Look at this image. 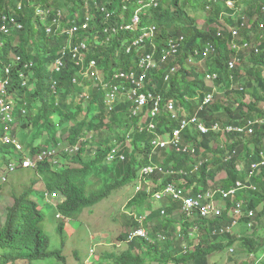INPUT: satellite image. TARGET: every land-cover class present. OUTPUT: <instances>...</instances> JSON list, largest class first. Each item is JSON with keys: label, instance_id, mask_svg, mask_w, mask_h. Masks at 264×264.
I'll list each match as a JSON object with an SVG mask.
<instances>
[{"label": "trees", "instance_id": "1", "mask_svg": "<svg viewBox=\"0 0 264 264\" xmlns=\"http://www.w3.org/2000/svg\"><path fill=\"white\" fill-rule=\"evenodd\" d=\"M151 1L38 0L43 8H56L43 20L41 16L35 17L34 7L27 6L29 0H23V8L15 7L13 12H10L13 0H0V79H9L6 97L14 99L13 121L5 122L0 117V175L6 177V171L28 168L22 164L26 154L36 159L45 151L57 150L63 152L61 155L68 161V164L61 161L59 168L56 154L37 161L34 169L40 175V186L37 187L38 181H35L23 194L15 195L14 204L6 208V218L0 222V264H34L50 258L66 261L61 250L50 249V238L42 227L45 213L39 201L45 198L46 192L58 194L56 203L47 207L55 209V216L61 220L59 230L63 231L68 219L79 218L85 209L96 206L114 189L127 184L137 188L140 183L129 207L138 206L137 216L145 215L148 207L147 218L140 222L133 213H119V218L123 216L125 226L144 227L147 238L135 237L128 242L127 231L121 232L117 241L128 247L120 253H106L101 259L112 264H209L212 254L226 252L231 246L235 248L233 254L245 252L248 257L264 249V233H260L264 230V166L249 178L254 188L239 191L237 196L244 201L246 214L255 210V220L263 219L251 234L221 233V229L232 225L231 211L236 203L230 199L227 209L217 217L196 215L192 219L182 214V229L178 234L182 236L181 241L175 234L177 222L172 219L180 204L166 198L163 206L151 208L153 192L168 183L179 184L191 195L208 192L211 187L229 189L237 182L245 183L252 164L262 159L264 124L256 125L252 134L236 131L202 134L190 125L181 132L180 149L176 146L154 148L152 141L158 135L172 138L180 127L179 120L173 119L165 108L156 120V128L150 130L142 123L146 114L132 115L133 104L127 98L119 99L110 110L102 83L84 77L81 66L69 51L60 71L49 68L62 57L65 48L81 40L88 43L86 63L95 59L106 80L110 78L107 75L118 70L138 71L141 55L154 53L158 66L148 73L146 87L161 94L165 101L171 99L175 106H182L188 115L197 114L208 126L219 123L223 127L243 125L250 118L264 117L261 106L264 104V36L259 40V53L252 52L246 61L247 54L240 53L242 62L231 70L229 60L237 53L230 44L232 34L226 26L217 25L220 18L224 19L232 27L243 28L244 36L239 42L251 39L246 32H258L259 24L264 22V0H236L233 9L227 5V0H159L157 5ZM198 1L202 2L201 8L211 9L202 25L187 9ZM61 6H64L62 10ZM138 7L141 8V24L133 30L122 29ZM3 13L12 14L9 18L14 17L23 28H12L6 35L1 29L5 23ZM85 23V29L70 36L69 27ZM212 23L214 26H209ZM152 25L156 26L154 36L134 45L144 29ZM49 26L52 27L50 32L47 31ZM113 27L118 30L113 31ZM179 36H184V41L177 53L162 61L167 41ZM208 44H213L216 50L207 59L202 51ZM12 56H20L22 60L13 62ZM202 59H207L205 71L195 66L186 67L188 62ZM243 61L248 62L246 68ZM7 66H10L9 74L5 70ZM174 67L177 69L172 72ZM206 74H217L211 85L207 84ZM213 87L224 92V99L200 110V103ZM152 120L147 118L146 122ZM7 134L14 139L20 135L18 142L23 147L25 144L28 152L17 153L14 143H5L3 139ZM185 146L191 149L184 150ZM156 150L165 152L166 157L160 161ZM12 162L20 165L10 170ZM150 164L160 166L162 172L157 169L156 173L141 176L143 167ZM222 172L226 176L217 181ZM159 178L162 184L157 185ZM150 182L155 184L151 191L148 190ZM2 187L0 183V192ZM216 197L221 199V193ZM249 219L244 216L241 223L247 224ZM190 228H199L202 236L205 232L207 236L198 242L191 240L194 237ZM186 239L187 244L194 247L187 245L186 250ZM254 264H264V260Z\"/></svg>", "mask_w": 264, "mask_h": 264}, {"label": "built area", "instance_id": "2", "mask_svg": "<svg viewBox=\"0 0 264 264\" xmlns=\"http://www.w3.org/2000/svg\"><path fill=\"white\" fill-rule=\"evenodd\" d=\"M159 0H152L151 2H155V4H158ZM29 4L31 7H34L35 9L37 7H42L40 4H38V0H29ZM227 5L230 8H235L236 1L235 0H227ZM18 7L21 10L23 8V1L18 3ZM43 8V7H42ZM104 10V8H103ZM50 9L45 8L44 14L41 16V18H45L47 14L49 13ZM262 12H264V6L262 7ZM60 13V12H59ZM141 8L138 7L130 22L124 24L121 26L122 29L125 30H133L134 28H137L141 24ZM109 16V13L107 14ZM237 16V15H235ZM7 21V22H6ZM7 23V24H6ZM8 23H12L15 27H22V24L17 21L14 17H10L9 21L8 18L5 17V24H3L2 31H8L11 30L10 27H8ZM226 23V22H225ZM245 22L242 24V26H245ZM260 28H264V22H261L259 24ZM61 25L59 24V28ZM87 27V23L78 26L74 24L73 26L69 27V34L72 36V33L80 30L85 29ZM226 27L228 31L232 34V40L230 41V44L233 49L236 50V54L233 55V57L229 60V69H235L237 66L242 62L241 58L239 56L240 53L245 54H251L252 52L259 53L260 49V43H255L251 39L244 40L242 42H239L241 38V30L243 28H239L237 26L232 27L228 23H226ZM52 29L51 26L47 28V31L50 32ZM113 31H117V27L111 28ZM107 31L109 29L107 28ZM156 32V26L152 25L150 28H145L143 33L134 41V45H139L143 41H146L147 38H151L154 36ZM221 35V30L218 33ZM184 41V36L179 37H172L167 41V45L163 50V57L162 61H165L169 56H172L177 53L179 48L181 47L182 42ZM239 43H238V42ZM88 43L87 41L81 40L78 43H71L65 50L63 51L62 57H59L55 61V70L60 71V69L64 66V57L67 54V51H69L73 55V59L77 62L79 66H81V73L86 78H94L98 81H100L103 85V89L106 92V98L105 102L108 106V108L111 110L115 107L116 103L119 99L127 98L132 102V108L131 113L134 116H140L143 114H146V117L143 119L142 123L145 126L148 127L150 130H154L156 128V120L161 116L163 108H165L172 116L173 119H178L180 122V127L177 128L174 132V135L172 138H168L165 136L158 135L153 141L154 148H165L167 146H176L178 149L181 148V132L183 129L187 128L190 125H193L198 128V130L202 134L209 133L211 131L214 132H220V131H236L238 133H244L247 132V134H252L255 131L256 125L264 124V117L262 118H250L248 119L243 125L239 124H229L226 126H221L219 123H214L210 126L206 125V123L197 115H188L186 112L181 111L178 109V107L182 106H175L174 102L170 100H164V97L161 94H156L153 91H151L149 88L146 87V81L148 78V73L158 66V62L154 58V53H147L142 54L139 61H138V71L132 70L130 72H127L125 70H118L114 74L111 73L110 75H107L110 77L109 79H104L102 76V72L98 67L97 61L95 59L90 60L88 63H86V57L88 53ZM216 50V47L213 44H208L206 48L202 51V55L204 58H207L210 54H212ZM127 51H130V47L127 48ZM16 61H21L22 58L20 56L15 59ZM15 60H12L15 62ZM12 62V63H13ZM30 65V64H29ZM177 69V67L172 68V72H174ZM10 66L6 67V72L9 74ZM169 76H167L168 78ZM215 78H217V74H206V79L210 81H214ZM2 84L4 86V89L0 86V92H1V98L0 100H4V102H1L0 109L3 116L4 121L5 120H12V105L14 103V100L6 97L8 93V85H9V79H2ZM215 87H213V90L208 92L202 102L200 103L199 109L201 110L203 106L209 105L214 102V94H215ZM88 98V95H87ZM166 102L165 106H162L163 102ZM261 106L264 108V104L262 103ZM148 108V111H146V108ZM185 109V108H184ZM147 118H153V120L148 123L146 122ZM11 121V122H12ZM6 122V121H5ZM148 123V124H147ZM142 126V127H144ZM6 143L12 142L15 144L17 148H21V145L19 142L14 139H10L9 137H4ZM190 146H185L184 150H190ZM192 152L194 149L192 148ZM57 150L52 151H45L42 154L38 155L36 159H32L31 157H24L23 159V166L24 167H32L37 164V161L42 160L43 158L47 156H51L56 154ZM114 154V152H113ZM262 159L259 162H254L252 164V171L248 177V180L245 183L237 182L236 185L233 187H230L229 189H219L215 190L214 192L208 191V192H201L196 195H191L187 193V189L181 187L177 183H168L166 185H163L159 189H156V191L152 194V199L158 202H162L166 198H171L174 201L178 202L180 204V210L184 213H186L188 216H191L192 219L198 216L202 217H217L224 212V210L227 209L224 207H221L218 202L215 200V196L218 192L221 193V199L224 201L230 199L233 200L236 203V206L231 211L232 216V225L228 228L221 229V233L225 232H232L233 228L238 224L241 223V219L244 216H247L249 219V226H253L255 222L254 216H255V210H250L247 214L244 210V201L238 200L237 195L240 190H245L247 188H254L249 183V178L252 176V174L259 169L261 166L264 165V152H261ZM50 159H53L52 157H49ZM123 158V156H122ZM20 165V163L12 162L10 170H13L15 166ZM157 169H159L160 172H162V168L157 166L156 164H150L145 167L140 172L141 176H147L153 173L157 172ZM141 184V183H140ZM140 184L137 187V190L140 188ZM162 184V178H159L157 181V185ZM154 183H149V191L152 190L154 187ZM138 212H134L133 215L136 218V220H139L142 222L147 218L143 219V216H137ZM196 228H194L195 230ZM127 241L131 242L135 237H146L147 238V231L144 227L139 226L137 228H133L129 231H127ZM187 250V246L185 247ZM231 252L234 251L233 248L230 249Z\"/></svg>", "mask_w": 264, "mask_h": 264}, {"label": "rangeland", "instance_id": "3", "mask_svg": "<svg viewBox=\"0 0 264 264\" xmlns=\"http://www.w3.org/2000/svg\"><path fill=\"white\" fill-rule=\"evenodd\" d=\"M22 1L23 0H13V5L10 8V12L14 11L16 3L22 2ZM201 3H202L201 1H198L194 4L195 7L192 5V7H188L187 9L189 10V13L194 15L202 25L205 23V20L208 18V16H210L211 9L201 8ZM27 6L30 8V4H28ZM61 7L62 8L60 9L62 10L64 6H61ZM45 8H49L51 10L54 7L46 6ZM45 8L37 7L35 11L33 10L35 17L42 16L45 12ZM17 9H19L18 6H17ZM9 16H12V14L3 13L2 19L5 21V17H6L8 18V21H9ZM43 20H45V18ZM246 20H248V18ZM217 25L218 26L221 25L223 27V26H226V23L224 19L220 18L219 23ZM209 26H214V23H212L211 25L209 24ZM8 27H10V29L17 28L12 24L8 25ZM246 34H248L250 38L252 36L251 40L253 42L260 43L259 41L260 37L264 36V28L260 30L258 29V32H254V33L246 32ZM243 36H244L243 33H241V38ZM247 56L248 57H246L244 61H246L249 58V54H247ZM17 57L18 56H14L12 60L17 59ZM207 59H204V60L202 59L199 62L198 61L188 62L186 67L195 66L200 71H205L206 70L205 61ZM244 61L242 65L244 66V68H246L248 65V62H245L244 64ZM54 66L55 64H52L50 65L49 68H55ZM245 72H246V69H245ZM206 81L208 85H211L213 83V81H210L207 79ZM1 84H2V81L0 79V86L2 89H4V86ZM215 91L216 92L214 94V102L217 101L218 99H224L225 95L222 90H219L218 88L215 87ZM0 95H1V92H0ZM9 98L11 99L13 98V96L12 97L10 96ZM1 102H4V100H0V104ZM178 109H180L183 112H187L183 107L181 108L178 107ZM1 115L2 113L0 109V117L2 118V121H4L3 116ZM5 121L11 122L12 120L8 119ZM8 128L11 129L12 124H10ZM11 136H12L11 134H7V137H9L10 139H14ZM17 136L19 138L16 137V139L14 140L15 141L16 140L18 141V139L21 140L20 135H17ZM3 140L5 141V139ZM23 145L24 147L21 145V148L16 147L17 148L16 152L18 151L17 153L21 152L22 150L24 152H28V147L25 144ZM168 149H170V147H168ZM156 152L158 154L157 157L160 158V161L164 157H166L165 152H161V150H156ZM62 153L63 152L61 151L57 153L58 160H56L57 162L56 164L58 165L57 166L58 168H59V165H62V162H66V164H68V161L65 160V156L63 157L61 155ZM26 157H28L29 159L30 156L26 154ZM247 166H244V167L247 168ZM241 167L243 168V166ZM10 168L11 167L9 166V169ZM6 174H7L6 177H4L3 175H0V183H2L3 185L2 190L0 192V222H4L6 218V211H7L6 208L14 204L15 195L23 194L26 190H28V188L33 186V183L35 181H38L39 183V179H40V175L38 174L36 169H34V166L28 167V168H20L15 171H9V172L6 171ZM225 176H226V173L222 172L217 176L216 180L219 181L223 179ZM38 183L36 184L37 187L40 186V183L39 184ZM212 184L213 183H211V185ZM211 188L213 189L212 190L210 189V191L214 192L217 187H211ZM136 189L137 188H135V185L133 184H127L120 188L114 189L109 197L98 202L96 206H94L91 209L89 208L85 209L84 213L79 218L71 219V220L68 219L66 221L63 231L59 230V225H60L61 220H59L55 216V209L53 207H47V205L53 206L56 203L58 199V194L56 192H51V193L46 192L45 198L39 201L40 207L43 208V212L45 213V219L42 222V227L50 238V249L51 250H61L63 255L65 256L66 261L62 259L60 260L58 258H50V259H43V260L35 261L34 264H112L111 262L105 261L106 259H101V256L103 257L105 256L106 253H111V252L120 253L121 251H123L124 249L128 247L126 243L125 244L119 243L117 241V236L121 232H126V231L133 229V227L123 225L125 219L123 218V216L122 218H119V215H120L119 213H124L126 215H129L130 213L138 212V210L140 212V209L138 208L137 205H134L132 208L129 207V201L135 194ZM215 200L218 202V204L221 207L226 208L227 201L229 199L224 201L223 199H218L215 196ZM160 206H163V202H158V201H155L154 199L153 201H151V208H158ZM147 210H148V207H146V210L144 211L145 215H143L142 217L143 219H145L146 215L148 214ZM175 212L176 213L174 214V216H172V219H174V221L177 222L175 226L176 228L175 234L178 236V238L181 241L182 236L178 235L181 233L180 230L182 229L181 216L182 214L184 215H187V214L182 212L180 209L178 211L175 210ZM253 222L255 223L251 227L249 226L248 223L247 224L238 223L233 228L232 234L236 236H239L245 233L251 234L253 233L255 229L254 226L263 223V219L259 221L253 220ZM173 226L174 224L171 226V228H169V230H172ZM189 231L191 233V236L194 237L191 240H196L197 242L198 240H201L207 236V232H205V235L202 236L203 231L201 229L199 230V228L198 230H194L190 228ZM260 233L263 234L264 230H260ZM188 242L189 240L186 239L185 247L187 245L190 246V248L194 247V245L187 244ZM174 247H176L175 242H174ZM231 248L235 250L234 246H231L230 248L225 250L226 252H219V253L212 254L211 257L209 258V264H254V262H256L257 260H264V249H262L258 253V255L255 254V255H250V257H248V255L245 252H241L239 255L233 254L234 252L230 251ZM92 251H94V253H91ZM230 254H233V255H230ZM231 258H232V261H230Z\"/></svg>", "mask_w": 264, "mask_h": 264}, {"label": "bare ground", "instance_id": "4", "mask_svg": "<svg viewBox=\"0 0 264 264\" xmlns=\"http://www.w3.org/2000/svg\"><path fill=\"white\" fill-rule=\"evenodd\" d=\"M236 1V0H235ZM17 8V6H15ZM23 27H18L16 28L17 30H21ZM6 35L9 34L11 32V30L8 31H3Z\"/></svg>", "mask_w": 264, "mask_h": 264}, {"label": "clouds", "instance_id": "5", "mask_svg": "<svg viewBox=\"0 0 264 264\" xmlns=\"http://www.w3.org/2000/svg\"><path fill=\"white\" fill-rule=\"evenodd\" d=\"M254 255V254H253ZM256 255H258V254H256Z\"/></svg>", "mask_w": 264, "mask_h": 264}]
</instances>
